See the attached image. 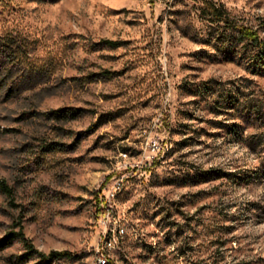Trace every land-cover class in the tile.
<instances>
[{
    "label": "rangeland",
    "instance_id": "obj_1",
    "mask_svg": "<svg viewBox=\"0 0 264 264\" xmlns=\"http://www.w3.org/2000/svg\"><path fill=\"white\" fill-rule=\"evenodd\" d=\"M234 23L264 43V0H0V242L73 253L0 264L106 236L107 264H264V44Z\"/></svg>",
    "mask_w": 264,
    "mask_h": 264
},
{
    "label": "trees",
    "instance_id": "obj_2",
    "mask_svg": "<svg viewBox=\"0 0 264 264\" xmlns=\"http://www.w3.org/2000/svg\"><path fill=\"white\" fill-rule=\"evenodd\" d=\"M206 6L202 7L201 15L202 17L212 21V22H223L226 25L232 24L230 18L228 17L229 11L223 4H217L213 1H206ZM240 33L246 37L248 40L257 43V44H264L260 34L257 30L253 28L239 23L233 24ZM103 43L112 46H118L121 44V41L114 40V39H103ZM0 189L10 198L11 201L15 200V193L14 189L5 178L0 176ZM13 237H22L26 242V246L30 251L36 252L44 261L52 262L56 259L60 258H71L73 253L69 250H52L49 253L39 250L35 244L31 241V239L26 237L23 229L21 228L17 232H10L5 238H3L0 242V246H4L6 243V239H11ZM5 242V243H3Z\"/></svg>",
    "mask_w": 264,
    "mask_h": 264
},
{
    "label": "built area",
    "instance_id": "obj_3",
    "mask_svg": "<svg viewBox=\"0 0 264 264\" xmlns=\"http://www.w3.org/2000/svg\"><path fill=\"white\" fill-rule=\"evenodd\" d=\"M111 196H114L113 192L111 193ZM108 202L109 201H106L105 203L108 205ZM105 214L110 215L111 214V210L110 209H107V211L105 210ZM119 232H120V234H124L125 229L124 228H120ZM115 241H116L115 238H111L110 236L109 237L106 236L105 239L102 241V245H101L102 249L100 247L98 249L97 258L98 257H107L109 259L110 255L107 254V247L113 246Z\"/></svg>",
    "mask_w": 264,
    "mask_h": 264
},
{
    "label": "bare ground",
    "instance_id": "obj_4",
    "mask_svg": "<svg viewBox=\"0 0 264 264\" xmlns=\"http://www.w3.org/2000/svg\"><path fill=\"white\" fill-rule=\"evenodd\" d=\"M110 247H107V250ZM111 249V248H110ZM109 255V253H107ZM98 264H107L109 262V259L107 257H98L97 258Z\"/></svg>",
    "mask_w": 264,
    "mask_h": 264
}]
</instances>
